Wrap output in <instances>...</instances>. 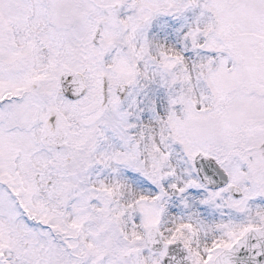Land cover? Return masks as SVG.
<instances>
[{"label":"snow or ice","instance_id":"1","mask_svg":"<svg viewBox=\"0 0 264 264\" xmlns=\"http://www.w3.org/2000/svg\"><path fill=\"white\" fill-rule=\"evenodd\" d=\"M0 264H264V0H0Z\"/></svg>","mask_w":264,"mask_h":264}]
</instances>
